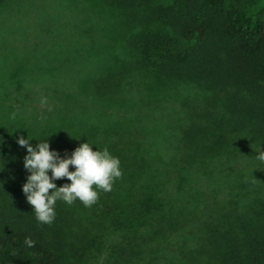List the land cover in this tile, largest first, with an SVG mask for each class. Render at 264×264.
<instances>
[{
    "label": "trees",
    "instance_id": "trees-1",
    "mask_svg": "<svg viewBox=\"0 0 264 264\" xmlns=\"http://www.w3.org/2000/svg\"><path fill=\"white\" fill-rule=\"evenodd\" d=\"M17 1L0 0V20ZM64 1L85 14L42 41L47 53L89 52L60 64L75 78L57 64L40 85L27 56L12 61L10 33L0 40V264H264V10ZM28 134L62 157L107 147L122 177L92 207L57 202L55 221L40 224L22 192L16 141Z\"/></svg>",
    "mask_w": 264,
    "mask_h": 264
},
{
    "label": "clouds",
    "instance_id": "clouds-1",
    "mask_svg": "<svg viewBox=\"0 0 264 264\" xmlns=\"http://www.w3.org/2000/svg\"><path fill=\"white\" fill-rule=\"evenodd\" d=\"M47 101L44 100L43 103ZM28 134L16 143L26 149L23 166L28 173L22 192L32 206L35 219L40 224L51 225L56 218L57 202L69 206L79 201L90 208L97 203L100 191L111 192L115 182L122 177L120 159L110 153L107 147L98 150L89 142L81 143L70 155L64 157L52 150L48 138L33 146ZM257 149L255 159L264 164V151ZM70 166L72 171H70ZM66 179L58 187L56 181ZM24 246L33 248L36 244L30 236L25 237Z\"/></svg>",
    "mask_w": 264,
    "mask_h": 264
},
{
    "label": "rangeland",
    "instance_id": "rangeland-1",
    "mask_svg": "<svg viewBox=\"0 0 264 264\" xmlns=\"http://www.w3.org/2000/svg\"><path fill=\"white\" fill-rule=\"evenodd\" d=\"M248 6L254 13H258L264 10V0L248 1ZM79 12H81L80 9L74 3H67L64 0H60V3L58 0H19L14 3V10L9 15L4 16L5 18L11 17V20L1 25L0 40H4L2 39L4 33H10L7 45L13 51L11 52L12 61L27 56L29 59V76L32 80L40 81V85H43L48 79H54L52 66L57 64L59 65V77L63 79L75 78L76 73L66 76L64 72H60V64L62 66L73 64L74 67L78 60L82 62L88 59L89 52L81 50L77 54H71L59 46L58 50L53 53H47L45 50L50 48H44L42 38L48 27L55 26V29L60 32V19L63 23L62 28H66L70 22L75 28L80 18L85 14ZM4 17L1 18L0 22ZM0 46L2 47V43ZM36 48L40 49L38 54L34 52ZM54 55H56V59H53ZM31 87L34 89L36 86L32 84ZM75 87H77L75 93H78L79 85H75Z\"/></svg>",
    "mask_w": 264,
    "mask_h": 264
}]
</instances>
